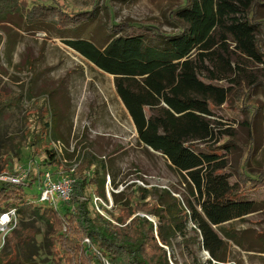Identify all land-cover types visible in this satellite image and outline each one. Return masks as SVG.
<instances>
[{
  "label": "trees",
  "instance_id": "16d2710c",
  "mask_svg": "<svg viewBox=\"0 0 264 264\" xmlns=\"http://www.w3.org/2000/svg\"><path fill=\"white\" fill-rule=\"evenodd\" d=\"M263 4L264 0H182L172 11V30L163 29L154 19H126L107 22L108 37L102 43L89 38L69 41L85 58L115 76L117 92L135 123L140 141L163 153L191 180L198 194L196 205H190L191 220L204 248L219 261L225 259L221 253L223 236L235 239L224 224L242 219L264 204L249 196L251 191L264 187V168L251 169L249 165L255 151L256 112L248 114L250 136L246 150L245 144L232 135L231 141L245 152V160L239 161L236 169V182L232 183L224 171L227 164L221 159L223 147H200L212 135L207 119L212 105H223L228 95L223 88L200 78L201 66L194 54L213 48L217 40L214 33L224 29L232 35L238 49L263 62L264 38L258 34L263 29L257 18L258 7ZM12 16L20 17L27 27L51 25L65 33L94 21L97 13L95 9L69 11L58 3L0 0V22H12ZM256 86L240 92L237 109L248 107L249 93ZM214 93L217 99L210 103ZM17 100L16 95L0 97V111ZM38 114L39 122L48 126L42 111ZM44 151V166L63 167L67 172L74 168L69 204L63 211L38 205L29 196L27 185L0 182V210L31 209L43 218L51 227L47 241L57 264H103L99 254L111 264H171L168 248H173L175 239L183 234L178 221L179 216L183 218L181 213L175 215L164 206L143 201L135 206L121 204L117 215L103 207L112 219L104 216L93 205L92 194L104 196L105 163L97 162L92 153L84 151L79 163L67 167L50 146L46 145ZM10 169L5 164L0 171ZM34 181L32 175L28 184ZM38 233L36 228L26 227L6 235L11 251L0 253V264H24L28 246Z\"/></svg>",
  "mask_w": 264,
  "mask_h": 264
},
{
  "label": "rangeland",
  "instance_id": "374dc122",
  "mask_svg": "<svg viewBox=\"0 0 264 264\" xmlns=\"http://www.w3.org/2000/svg\"><path fill=\"white\" fill-rule=\"evenodd\" d=\"M29 1L58 3L69 11L95 9L97 18L65 33L51 25L27 27L18 16H12V22H0V97H18L15 104L0 111V169L5 164L12 169L15 162L27 165L34 161V169L39 168L35 171H42L46 145L56 150L67 167L79 163L84 151H89L97 162L106 165L103 198L113 215L118 214L121 204L135 206L143 201L183 215L178 221L184 235H179L173 248H168L171 264H264V204L244 218L224 224L235 239L229 240L220 233L225 239L223 261L205 255L202 237L191 220L190 205H196L198 199L195 186L163 153L140 141L135 123L117 92L115 76L69 44L79 38L102 43L108 37L107 22L126 19H154L163 29L172 30V11L182 0ZM257 13L263 29L258 34L264 38V4ZM214 36L217 40L213 48L200 49L194 56L201 66L200 78L223 88L228 96L223 105H212V113L207 115L212 135L200 147H223L221 159L227 164L224 171L234 183L239 161L245 159L242 148L231 141L232 135L245 144L246 150L250 136L248 114L254 112L256 142L249 165L251 169L264 168V61L243 53L224 29L216 30ZM254 85L256 88L248 92V107L240 111V92ZM215 96H210V103L217 99ZM41 111L48 126L39 122ZM27 192L32 196L36 189L30 187ZM249 196L263 203L264 187L251 191ZM26 227H34L39 233L28 246L24 264H57L48 247L50 225L31 209H25L18 213L13 230ZM4 235H8L7 231L0 233V253L11 251L6 237L3 243Z\"/></svg>",
  "mask_w": 264,
  "mask_h": 264
},
{
  "label": "built area",
  "instance_id": "2783aa9c",
  "mask_svg": "<svg viewBox=\"0 0 264 264\" xmlns=\"http://www.w3.org/2000/svg\"><path fill=\"white\" fill-rule=\"evenodd\" d=\"M57 144L60 145V143ZM41 165L44 166L43 164ZM35 166H37V163L34 161L29 162L27 165H21L15 162V168L12 167L10 170L0 172V182L22 184L27 185V188H35L36 193L31 197L42 206H50L60 210L63 206L68 205L73 191L72 184L75 181V178L72 176L74 168L67 172L64 171L63 167L44 166L45 168L42 171L36 172L35 170L39 168L34 169ZM32 175H34L35 181L32 185H29V179ZM110 179L111 177L109 176L108 182H110ZM92 201L101 214L111 218L103 209V207H106L109 210V206L106 204L103 196L95 194L92 197ZM18 213L16 207L1 210L0 233L7 231L9 234L13 230L17 223ZM5 237L6 235L3 237V243L5 242ZM85 241L91 243L89 238H86ZM99 255L102 257L103 264H111L107 259L103 258L101 254Z\"/></svg>",
  "mask_w": 264,
  "mask_h": 264
},
{
  "label": "water",
  "instance_id": "95a60500",
  "mask_svg": "<svg viewBox=\"0 0 264 264\" xmlns=\"http://www.w3.org/2000/svg\"><path fill=\"white\" fill-rule=\"evenodd\" d=\"M150 219H153L152 217H150ZM154 220V219H153ZM207 253H208V255H210V252L209 251H207Z\"/></svg>",
  "mask_w": 264,
  "mask_h": 264
},
{
  "label": "bare ground",
  "instance_id": "6f19581e",
  "mask_svg": "<svg viewBox=\"0 0 264 264\" xmlns=\"http://www.w3.org/2000/svg\"><path fill=\"white\" fill-rule=\"evenodd\" d=\"M205 255H207V256H208V253H207V251L205 252Z\"/></svg>",
  "mask_w": 264,
  "mask_h": 264
}]
</instances>
